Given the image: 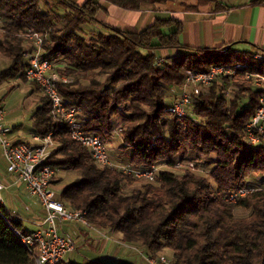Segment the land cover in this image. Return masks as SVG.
<instances>
[{"label":"trees","instance_id":"1","mask_svg":"<svg viewBox=\"0 0 264 264\" xmlns=\"http://www.w3.org/2000/svg\"><path fill=\"white\" fill-rule=\"evenodd\" d=\"M101 1L140 12L168 0H88L83 5L0 0V55L9 61L8 67L0 66V87L28 81L24 35L47 34L44 58L72 80L59 91L79 110L85 132L107 144L120 118L131 165L165 163L169 170L127 194L126 186L136 179L116 168L100 169L43 97L32 116V130L42 138L52 135L58 145L46 165L80 175L59 192V200L85 213L94 229L119 232L126 244L150 257L169 251L170 264H264V190L249 183L253 175L264 181V144H251L246 134L263 92L252 80L226 76L193 100L184 119L168 111L188 71L242 64L264 75V63L227 49L226 54L186 49L181 43L184 23L174 18L157 19L141 32L97 31L93 26L104 10ZM207 2L199 0L188 9L196 11ZM172 50L183 52L178 58L159 56ZM228 91L230 98L225 97ZM178 161L196 163L210 179L189 170L172 171ZM240 189L252 192L230 204L228 197ZM240 209L250 215L238 218ZM16 232L29 233L0 202V264H35Z\"/></svg>","mask_w":264,"mask_h":264},{"label":"built area","instance_id":"2","mask_svg":"<svg viewBox=\"0 0 264 264\" xmlns=\"http://www.w3.org/2000/svg\"><path fill=\"white\" fill-rule=\"evenodd\" d=\"M24 38L32 46L30 51L24 53L27 59V80L35 83L44 97L51 102L53 116L61 125L69 126L72 139L88 149L100 169L116 168L138 181L155 183L161 172L159 165L151 168H136L132 165L115 164L109 155L108 145L99 137L85 132L79 118V110L59 91L62 85H69L72 80L61 76L56 70L57 65L44 58L43 45L48 35L29 31ZM224 53L226 54L227 51L224 50ZM251 56L257 63H264V52H256ZM226 76L233 78L242 76L245 80H252L255 87L263 92L260 106L246 127V134L251 144H264V75L253 74L248 66L242 64L235 68L213 67L209 72L188 71L182 89L176 92V100L168 109L169 114L177 119H184L188 115V109L193 100ZM230 96L228 91L225 97L230 98ZM124 124L123 121L117 126L113 138L121 137ZM12 133V128L6 122V112L0 108V147L8 165V173L16 183L26 189L30 197L39 201L45 212L43 220L36 225L37 230L28 234L16 233L26 251L35 258V264H63L68 255L77 251V243L72 237L60 233L59 224L75 223L90 229L94 228L88 223L85 213L67 208L59 200V192L54 187L57 170L46 165L55 145L52 135L45 138L35 136L29 144H26L13 141ZM174 169L189 170L206 178H209L210 174L198 168L194 162L178 161ZM9 188L8 184L0 182V193ZM251 192V189H240L232 193L227 201L230 204H236ZM148 263L169 264L170 260L168 261L165 257L158 259L149 257Z\"/></svg>","mask_w":264,"mask_h":264},{"label":"crops","instance_id":"3","mask_svg":"<svg viewBox=\"0 0 264 264\" xmlns=\"http://www.w3.org/2000/svg\"><path fill=\"white\" fill-rule=\"evenodd\" d=\"M70 1L77 5H83L88 0ZM207 1L196 11H191L188 7L199 5V0H168L164 6L146 7L140 12L127 11L101 1L100 4L104 10L98 16L99 23L93 28L106 33H111L113 30L141 32L154 25L157 19L174 18L184 23L181 43L186 49H227L238 54L250 55L260 51L264 52V0ZM182 52L178 50L162 51L159 52V56L178 58ZM4 85L10 86L11 91L21 90L23 94L32 99L35 111L39 108L41 98L33 84L17 80ZM0 108H3L1 103ZM122 122V120L118 121V125ZM12 130L13 141L25 140L21 136V126H16ZM35 136L33 131V137ZM112 157L111 160L115 164L131 165L129 158L124 155ZM159 165L167 166L165 163ZM61 176L69 178V180L71 178L69 172L65 171H62ZM75 179L76 177L73 178V181ZM258 180L261 179L258 178ZM0 182L10 186L9 189L0 193L1 204L12 213L13 218L21 220L23 226L24 222L28 221L29 224L36 227L37 223L42 221L45 216L44 209L39 201L31 198L26 189L16 183L8 173V165L1 147ZM67 185H64L62 189ZM235 215L237 216V212ZM25 229L31 233L37 230V227L34 231H30L29 228ZM59 229L61 234L68 235L75 240L78 245L77 253H80L81 258L83 256L84 259L81 261L72 256L74 252L65 258L64 264H149L150 256L147 252L126 244L123 235L119 232L90 229L75 223L59 224Z\"/></svg>","mask_w":264,"mask_h":264},{"label":"rangeland","instance_id":"4","mask_svg":"<svg viewBox=\"0 0 264 264\" xmlns=\"http://www.w3.org/2000/svg\"><path fill=\"white\" fill-rule=\"evenodd\" d=\"M31 49H32V46L30 45V43L27 42L24 45V50L30 51ZM8 64H9V61L0 55V66H1V68L8 67ZM59 66L63 67L64 65L59 64ZM29 83H31V82H29ZM31 84H33L36 87L37 92L40 94V98L42 100L44 95L41 92L40 88L35 83H31ZM41 100H40V103H41ZM0 103L2 104V107L6 112L7 124L9 126H11V128H14L16 126H21L22 127L21 136L27 141H32L33 131H32V126H31V118H32L33 113L35 111V106H34L32 99L29 98L27 95L23 94L21 90L16 89V90L11 91L10 86L4 85V86L0 87ZM116 120L120 121V118H116ZM121 124L122 123H120L119 125H121ZM108 144H110L108 146V151H109V155L111 157L112 156L117 157V155H120V156L124 155V157H127V155L130 154L129 150L123 144V139L119 136H116V138L112 137V140L110 142H107V145ZM57 148H58V145L55 143L54 148H53V153ZM159 166H161V165H159ZM160 168H161V171L169 170L167 167L161 166ZM62 171L63 170H57V176L55 179V181L57 180V182L54 183V187L58 192H60L62 190V187L64 185L71 184L73 182L74 177H77V178L80 177V175L78 173H72L69 171H65V172H69V175L71 176V178L69 180V178H63V176H61ZM172 171H174L178 174L182 173L180 170L173 169ZM254 177H257V176L253 175L249 178V183L252 184V187L254 188V190H259V189L264 190V181L258 180V178H254ZM146 185H148V183L135 180V182L132 185H127L125 190H126L127 194H130L133 190L143 188ZM249 215H250V212H247L246 210L240 209L237 211V217H240V218L244 217L245 218L246 216H249ZM24 227L29 228L30 231H34L36 229V227L32 224H29L28 221L24 222ZM77 251H78V245H77ZM77 251L74 254H72V256H74L75 258H78L81 261H84L83 256L81 258L80 253H77ZM160 257H165L168 261L169 260L171 261V259H172L171 253L167 250L162 252V253H159L156 256H153L154 259H158Z\"/></svg>","mask_w":264,"mask_h":264}]
</instances>
